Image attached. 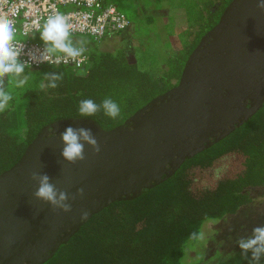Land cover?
Returning <instances> with one entry per match:
<instances>
[{
    "label": "water",
    "instance_id": "1",
    "mask_svg": "<svg viewBox=\"0 0 264 264\" xmlns=\"http://www.w3.org/2000/svg\"><path fill=\"white\" fill-rule=\"evenodd\" d=\"M257 3L230 0L189 53L177 84L122 124L103 129L74 117L37 132L18 161L0 173V264L45 261L93 214L163 181L262 106L264 10ZM67 126L90 128L100 151L85 144L84 160H64L60 133ZM34 171L68 194L71 211L33 195Z\"/></svg>",
    "mask_w": 264,
    "mask_h": 264
},
{
    "label": "trees",
    "instance_id": "2",
    "mask_svg": "<svg viewBox=\"0 0 264 264\" xmlns=\"http://www.w3.org/2000/svg\"><path fill=\"white\" fill-rule=\"evenodd\" d=\"M229 1L211 2L206 17L200 13L199 19L187 26L186 40H193L187 42L185 58H179L175 73L167 70L152 74L158 78L152 79V84H145L143 77L147 73L143 62L133 60L132 52L127 50L121 51V56L87 50L82 67L86 76L76 75L80 69L71 65H43L25 69L28 81L22 88L15 87L12 77H5L4 88L12 99L0 112V173L18 161L42 127L57 120L82 118L78 113L81 99L99 104L110 97L118 103L120 114L115 119L105 116L103 110L83 118L110 129L174 87L189 53L216 24ZM151 13H146V18H152ZM130 19L137 36L143 23ZM196 24L199 27L195 29ZM179 26L184 29L185 24ZM167 59L163 58L161 64ZM52 72L63 73L58 87L41 89V82L48 83L44 74ZM260 188H264V103L228 134L186 158L163 181L152 182L138 196L114 201L93 214L51 257L39 264L204 263L203 258L186 261L185 251L200 241L190 239V234L201 235L207 221L236 213L251 202L253 191Z\"/></svg>",
    "mask_w": 264,
    "mask_h": 264
},
{
    "label": "clouds",
    "instance_id": "3",
    "mask_svg": "<svg viewBox=\"0 0 264 264\" xmlns=\"http://www.w3.org/2000/svg\"><path fill=\"white\" fill-rule=\"evenodd\" d=\"M0 3H6V0H0ZM257 7L264 10V0H258ZM16 13L13 12V15ZM31 29L25 31L27 36ZM39 32L40 40L44 43L43 50L37 56L36 53H29V60L21 61L20 56L23 53V45L14 43L16 28L13 20L8 18L6 13H0V112H3L9 101L12 99L10 92L4 88L5 77H12L14 85L22 88L28 81L27 75H24L25 69L30 67V63H49L59 67L74 62L80 69L76 75L86 76V69L80 68L86 57L87 51L85 44L87 41L78 40L74 43L72 39V25L69 23V17L56 11L50 14L41 28L36 29ZM47 84L41 82L40 88H57V82L62 80L63 73H45ZM103 110L105 116L115 119L120 114V107L112 98L106 97L99 104L92 99H81L78 104V113L82 118H90ZM56 133L49 129L48 137H54ZM63 143L61 156L69 163H76L78 160H84L85 144L90 145L95 152L100 151V145L90 128H74L67 126L60 133ZM31 179L36 181L38 187L33 195L48 204L54 209H62L64 212L71 211V205L67 203L69 196L65 191H61L50 182L47 174L32 172ZM83 195V188L77 190ZM75 199V196L72 197ZM87 215V213H83ZM83 218V216H82ZM190 239L196 240L202 236L196 232L190 234ZM236 243L241 250V258L248 260V264H261L264 258V225L256 226L247 237H240ZM249 253L251 256L249 257Z\"/></svg>",
    "mask_w": 264,
    "mask_h": 264
},
{
    "label": "rangeland",
    "instance_id": "4",
    "mask_svg": "<svg viewBox=\"0 0 264 264\" xmlns=\"http://www.w3.org/2000/svg\"><path fill=\"white\" fill-rule=\"evenodd\" d=\"M106 1L112 2L118 9L128 17L132 16V18L135 8L139 7L137 0ZM142 1L143 26L138 33L139 35L131 40V56L136 62H143V67L146 68L147 73L145 75L147 78L143 77L146 80L145 84H152V79L158 81V78L152 75L157 71L166 72L168 70L169 73H175L177 65L180 64L179 58L184 59L186 56L187 42L193 40V38L186 40L187 26L199 19L200 13L205 18V15L209 13L210 3L218 2V0ZM148 7L152 12V18H146V13H150ZM182 23L185 24L184 29L179 26ZM199 24L194 25V28L199 27ZM200 30L201 28L198 29V32ZM142 32L143 37H141ZM36 35L33 38L40 40L39 32ZM79 36L82 37V35H72V39ZM117 45L116 42L112 41L104 43L100 46V50L111 53L114 51L116 56H121V51L124 52L123 47L125 45ZM126 55L124 54V56ZM163 58H168V61L161 64ZM261 225H264V188L254 190L251 202L239 208L236 213L207 221L201 229L202 238H200L199 243H192L185 251L186 261L195 262L203 258L205 262L199 264H248V260L241 258V250L236 241L240 237L249 236L254 227ZM250 256L251 253H249ZM261 264H264V258L261 259Z\"/></svg>",
    "mask_w": 264,
    "mask_h": 264
},
{
    "label": "built area",
    "instance_id": "5",
    "mask_svg": "<svg viewBox=\"0 0 264 264\" xmlns=\"http://www.w3.org/2000/svg\"><path fill=\"white\" fill-rule=\"evenodd\" d=\"M59 11L69 17L72 35L89 36L95 41L103 37L127 30L131 26L130 18L112 3L103 0H6L0 3V13H6L13 20L16 28L14 43L23 45L21 61L29 60V53L37 56L44 48V43L33 38L47 17ZM13 12L16 14L13 15ZM31 29L26 36L25 31ZM86 57V55L84 54ZM86 62L80 66L82 68ZM49 63H30L28 69H37ZM64 65V64H61ZM71 65L77 68L74 62ZM78 69V68H77Z\"/></svg>",
    "mask_w": 264,
    "mask_h": 264
},
{
    "label": "crops",
    "instance_id": "6",
    "mask_svg": "<svg viewBox=\"0 0 264 264\" xmlns=\"http://www.w3.org/2000/svg\"><path fill=\"white\" fill-rule=\"evenodd\" d=\"M138 4H139V7H136L134 12H133V18H134V21L137 23V21L139 22H142L143 23V1L142 0H137ZM118 8V7H117ZM132 16H130L131 18ZM131 20V26L125 30V31H121V32H118V33H115V34H111V35H107L105 37H103L100 41H95L93 40L91 37L89 36H84L82 35V37L84 36V38L82 37H75L73 38V41L74 43L78 40H85L87 41V43L85 44V47L87 50H97V51H105V50H100V46L103 45L104 43H109V42H116V44L120 45H125L124 50H127L128 52L129 51H132L131 49V46H132V43H131V40L134 38V36H136V34H133V31H134V23ZM37 36V35H36ZM131 38V39H129ZM36 39V38H35ZM117 45V46H118ZM129 48V49H127ZM108 52V51H106ZM114 52V51H113Z\"/></svg>",
    "mask_w": 264,
    "mask_h": 264
},
{
    "label": "flooded vegetation",
    "instance_id": "7",
    "mask_svg": "<svg viewBox=\"0 0 264 264\" xmlns=\"http://www.w3.org/2000/svg\"><path fill=\"white\" fill-rule=\"evenodd\" d=\"M172 88V87H171Z\"/></svg>",
    "mask_w": 264,
    "mask_h": 264
}]
</instances>
